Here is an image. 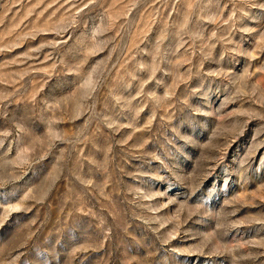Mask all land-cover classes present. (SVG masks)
I'll use <instances>...</instances> for the list:
<instances>
[{"label": "rangeland", "instance_id": "374dc122", "mask_svg": "<svg viewBox=\"0 0 264 264\" xmlns=\"http://www.w3.org/2000/svg\"><path fill=\"white\" fill-rule=\"evenodd\" d=\"M0 264H264V0H0Z\"/></svg>", "mask_w": 264, "mask_h": 264}]
</instances>
